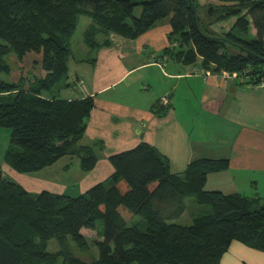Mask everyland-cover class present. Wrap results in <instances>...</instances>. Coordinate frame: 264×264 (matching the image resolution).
I'll use <instances>...</instances> for the list:
<instances>
[{
	"label": "trees",
	"instance_id": "16d2710c",
	"mask_svg": "<svg viewBox=\"0 0 264 264\" xmlns=\"http://www.w3.org/2000/svg\"><path fill=\"white\" fill-rule=\"evenodd\" d=\"M217 2L207 6L204 23L197 0H0V125L10 130L5 163L22 174L37 173L66 156H77L84 172L96 167L101 143L80 144L94 97L58 95L74 85L69 81L71 39L82 16L91 19L84 42L92 48L110 45V33L135 39L169 18L172 47L165 53L214 72L246 71L250 82H259L264 0ZM232 17L234 25L222 34L209 28ZM29 52L42 55L44 76L28 87L24 78L1 77L12 70L8 54L23 60ZM168 109L159 105L157 112L164 115ZM109 161L110 177L78 196L30 192L0 168V264H220L234 240L264 252V196L205 189L208 175L227 170L229 158H198L173 173L166 156L141 142L111 154ZM188 197L210 211L192 225L175 223ZM137 215L146 229L129 224ZM99 220L98 257L76 256L72 242L88 249L82 229L97 230ZM51 240L56 251L48 250Z\"/></svg>",
	"mask_w": 264,
	"mask_h": 264
},
{
	"label": "crops",
	"instance_id": "0c3cea01",
	"mask_svg": "<svg viewBox=\"0 0 264 264\" xmlns=\"http://www.w3.org/2000/svg\"><path fill=\"white\" fill-rule=\"evenodd\" d=\"M169 20L135 39L110 33V45L96 51L87 45L93 56L70 66L74 85L61 90V98L95 100L80 141L101 143L92 171H82L79 158L66 156L60 159L65 160L62 166L57 167L59 160L46 168L48 175L42 174L46 169L32 175L9 169V177L30 192L81 194L114 172L111 154L147 142L169 159L173 173H182L198 158L227 157L229 168L209 174L205 189L263 196L264 83L205 77L199 64L186 65L165 53L172 47ZM159 105L169 106L166 114L157 112ZM6 168L2 166L3 172ZM72 169L76 178L62 177ZM220 264H264V252L234 240Z\"/></svg>",
	"mask_w": 264,
	"mask_h": 264
},
{
	"label": "rangeland",
	"instance_id": "374dc122",
	"mask_svg": "<svg viewBox=\"0 0 264 264\" xmlns=\"http://www.w3.org/2000/svg\"><path fill=\"white\" fill-rule=\"evenodd\" d=\"M197 1L199 2V16L201 18V21L204 23H208L209 20L206 19L207 18L206 17L207 16L206 15L207 6L210 3L217 4L218 2H217V0H197ZM140 13H141L140 9L136 11L137 15H140ZM167 19H169V18H167ZM235 20H236V17H232V18L226 19L224 21L215 22L213 24H210L209 28L213 31L214 34L219 35V34H222L224 31L229 30L234 25ZM90 21H91V19L89 17H86V16L80 17L77 30L71 39L72 56L70 58V66H73V64L76 62L82 63L83 61H81V60L85 57L89 58V57L93 56V54H91L89 52L91 48H89L86 45V43L84 42L85 31H86L87 26L90 23ZM235 33L239 34V32H237V31H235ZM251 33L252 34L256 33L254 27H252ZM240 35L243 37H246V38H248V36H249L248 34H241V33H240ZM93 51H96V49H93ZM41 59H42V55L40 53H37V52L27 53L26 56L23 58V60H19L14 53H10L5 57V60L11 66L12 70L9 74H2L1 77L5 80L14 81V82H18L21 78H24L25 86L26 87L31 86L34 84L35 78H40V77L44 76V74H45V70L42 67ZM79 63H77V64H79ZM206 70L203 71L204 72L203 74L205 77H208V76H215L216 77L217 76V77H224L225 79L230 80L229 78H227V76H223L222 71L215 73L214 71L211 70L212 72L207 73ZM241 79H242V81L244 80L243 77H241ZM248 82H250V81H248ZM251 82L253 83L254 81L251 80ZM259 82H261V80ZM259 82H256V83H259ZM63 89H65V88H63ZM56 94H58V92H56ZM9 146H10V130L8 128H6L5 126L0 125V168H2V166L6 165L7 168L5 169L4 172L6 173V176H8V177L10 175L7 172L11 168L8 166V164L5 163L3 157H4L6 150L9 148ZM65 159H67V158H65ZM74 159H76L75 161H78L77 156H74ZM63 161H65V160H62V162L60 160L57 163V167L62 166ZM76 169L81 171V169L79 167H77ZM11 170H13V169H11ZM72 171H74V169H72L70 172H63L62 171L63 172L62 177L67 178L68 181L70 180V178L71 179L76 178L78 176L77 173L72 174L71 173ZM44 173H46L48 175L49 171L46 169V170H44V172H42V174H44ZM28 175H32V174H28ZM51 175H53V174H51ZM51 175H49V176H51ZM71 188H73V187H71ZM79 194L80 193H76L73 196H78ZM186 204H187V209H186L185 213L179 219L175 220L174 221L175 223H178L181 225H192L195 217L200 216V215L205 214V213L210 211V208L208 206L198 204L193 197H188L186 199ZM145 223H146L145 220L139 215L133 217L131 219V221H129L130 225L138 224V225H140V227L142 229H146ZM101 229H102V221L101 220H99L97 223V230H90V229L84 228L82 233L84 235H86V237L88 238V240L90 242V246L86 250H80V248H78L72 242V244H71L72 248L71 249H72L73 253L76 256H78L82 259L88 260V261L92 260L93 258L98 257V248L94 244V241L100 239L99 231ZM57 249H58V245H57L56 241L51 240L49 242L48 250L49 251H56Z\"/></svg>",
	"mask_w": 264,
	"mask_h": 264
},
{
	"label": "built area",
	"instance_id": "2783aa9c",
	"mask_svg": "<svg viewBox=\"0 0 264 264\" xmlns=\"http://www.w3.org/2000/svg\"><path fill=\"white\" fill-rule=\"evenodd\" d=\"M207 73L212 72L211 70H206ZM223 76H227V78L232 79V78H241L243 77V79H245V81H250L249 76L247 75V72H228V71H222ZM260 84L264 83V76L261 78V82H259ZM162 103L163 104H167L168 103V99L167 97H163L162 98Z\"/></svg>",
	"mask_w": 264,
	"mask_h": 264
},
{
	"label": "water",
	"instance_id": "95a60500",
	"mask_svg": "<svg viewBox=\"0 0 264 264\" xmlns=\"http://www.w3.org/2000/svg\"><path fill=\"white\" fill-rule=\"evenodd\" d=\"M195 0H193V2H194Z\"/></svg>",
	"mask_w": 264,
	"mask_h": 264
}]
</instances>
